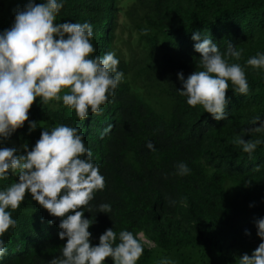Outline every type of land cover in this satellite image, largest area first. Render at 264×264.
<instances>
[{"label": "trees", "instance_id": "obj_1", "mask_svg": "<svg viewBox=\"0 0 264 264\" xmlns=\"http://www.w3.org/2000/svg\"><path fill=\"white\" fill-rule=\"evenodd\" d=\"M27 2L0 0V32L11 28L16 10ZM58 3L63 7L56 23H90V42L96 49L90 58L114 52L123 80L100 113L89 110L85 120L62 99L44 104L38 97L29 121L0 139L13 142L17 153L24 154L45 129L61 124L80 129L106 182L89 205L79 209L93 220V246L111 228L117 235L122 230L144 233L155 242L154 248L145 245L137 264H160L162 259L169 264H239L243 254L251 255L264 242L256 226L264 219V142L251 155L232 142L264 124V69L247 65L249 58L264 54V0ZM197 32L210 36L222 53L227 42L241 51L240 59L230 62L244 68L249 92L236 93L228 82L227 120L216 121L202 106H189L178 92L183 90L179 73L186 79L202 70L192 39ZM31 122L37 127L30 131ZM244 139L264 141V132H245ZM179 163L190 169L187 175L178 174ZM14 182L18 176L10 173L0 180V190ZM101 204H109L111 211L101 213ZM7 211L17 226L0 236L8 250L0 264H49L62 255L67 240L59 238L60 218L51 216L30 193L18 209ZM106 264L113 262L109 258Z\"/></svg>", "mask_w": 264, "mask_h": 264}, {"label": "clouds", "instance_id": "obj_2", "mask_svg": "<svg viewBox=\"0 0 264 264\" xmlns=\"http://www.w3.org/2000/svg\"><path fill=\"white\" fill-rule=\"evenodd\" d=\"M62 7L58 0H28L23 9L16 10L11 28L0 32V138H9L29 121L30 109L38 97L44 104L62 99L80 120H85L89 110L92 114L100 113L101 106L123 80L124 73L118 71L119 60L114 52L90 58L96 51L90 42V23H56ZM192 39L196 41L194 50L200 54L202 70L194 71L186 79L179 73L183 90L178 92L187 97L189 106L200 105L216 121L227 120L228 82L236 93L249 92L244 68L230 62V58L239 60L241 51L227 42L222 53L210 36L199 32ZM247 65L264 69V54L249 58ZM36 127V122L29 123L30 131ZM249 131L262 133L264 124L245 130ZM245 132L232 142L251 155L264 141L245 140ZM147 146L154 150L151 143ZM92 156L80 129L63 124L42 131L35 146L31 150L25 147L24 154H18L15 148H0V180L7 179L10 173L18 176V182L0 190V236L17 226L7 209H18L26 193H30L51 216L60 218L59 238L67 240L62 255L49 264H106L109 258L113 264H137L145 245L151 244L143 233L134 235L122 230L117 235L110 228L100 235L98 245L90 242L93 220L84 218V211L79 209L88 206L95 192L106 187ZM177 169L179 175L190 172L184 163H179ZM99 208L101 213L111 211L109 204ZM256 226L258 237L264 241V219L258 220ZM246 234L250 235L247 231ZM7 251L0 239V259ZM160 264L169 261L162 259ZM239 264H264V242L251 255L243 254Z\"/></svg>", "mask_w": 264, "mask_h": 264}, {"label": "rangeland", "instance_id": "obj_3", "mask_svg": "<svg viewBox=\"0 0 264 264\" xmlns=\"http://www.w3.org/2000/svg\"><path fill=\"white\" fill-rule=\"evenodd\" d=\"M125 17H121V21L122 22H124V23H126L125 22ZM126 34H128L127 33V29H126V32H125ZM123 39H126V37H125V35L123 36ZM122 46V44H120V41H119V46ZM0 145L2 146V147H10V148H15L16 150L18 149V146H15V144L13 143V142H6V141H4V140H1L0 139ZM144 234V233H143ZM144 237L146 238L147 236L146 235H144ZM156 246V244H155V242H153V244H146V247H148V248H154Z\"/></svg>", "mask_w": 264, "mask_h": 264}]
</instances>
